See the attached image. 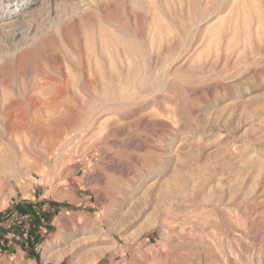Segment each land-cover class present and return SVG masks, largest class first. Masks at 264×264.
<instances>
[{
    "label": "rangeland",
    "instance_id": "rangeland-1",
    "mask_svg": "<svg viewBox=\"0 0 264 264\" xmlns=\"http://www.w3.org/2000/svg\"><path fill=\"white\" fill-rule=\"evenodd\" d=\"M0 264H264V0H0Z\"/></svg>",
    "mask_w": 264,
    "mask_h": 264
}]
</instances>
